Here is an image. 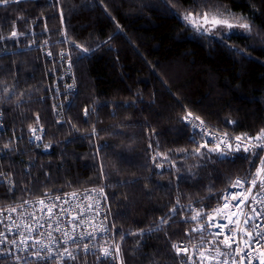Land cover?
Listing matches in <instances>:
<instances>
[{"label":"trees","instance_id":"16d2710c","mask_svg":"<svg viewBox=\"0 0 264 264\" xmlns=\"http://www.w3.org/2000/svg\"><path fill=\"white\" fill-rule=\"evenodd\" d=\"M188 9L230 11L250 27L201 36L183 22ZM0 105V204L105 186L122 264L194 261L173 247L191 241L187 209L217 205L230 178L255 174L260 153L196 155L204 140L184 116L264 130V0H9ZM37 122L46 148L29 143Z\"/></svg>","mask_w":264,"mask_h":264},{"label":"built area","instance_id":"2783aa9c","mask_svg":"<svg viewBox=\"0 0 264 264\" xmlns=\"http://www.w3.org/2000/svg\"><path fill=\"white\" fill-rule=\"evenodd\" d=\"M191 113V115H188ZM197 117L199 119H197ZM203 121V124H201ZM184 122L188 124L196 132H201L205 128L209 135L203 137L199 134L195 135L197 141L199 139L207 140L210 144H214L213 137L222 138L225 133L229 138L236 136L241 137H255V135H241L236 134L228 129L211 124L199 115L187 111L184 116ZM35 129V133L32 131ZM6 133V125L4 121V113L0 105V155L6 151V147L3 145V138ZM29 143L36 149L46 148L45 131L40 122H37L31 129ZM39 135L41 138L37 140L35 137ZM228 151L235 150V141L233 139V148ZM243 151V150H240ZM255 152L260 154L264 153V149L256 148ZM244 152V151H243ZM251 152V151H250ZM249 152V153H250ZM237 179L243 178H230L227 187L220 195L219 202L215 206H200L187 209L183 220L189 224V233L191 235V241H182L179 246L186 247L195 258L196 264H217L227 259L228 264H239L240 255L243 253H234L224 244L219 243L224 239V235L229 234V228H236V233L233 239L236 243H232V249L236 248L237 243L242 249L247 250V245L244 240L247 239V235L244 234L249 228H252L254 224H259L261 228H264V214L260 219H255V213L251 211L249 205L256 208L257 212L264 209V192L256 196L257 202L254 203L252 197L257 194L259 185L257 188L252 189L251 194L247 191L244 195L248 197L247 201L243 204H239V200L244 199V196L239 197L236 201H230V209H224L222 207L223 200L221 197L226 192H237L238 189L232 187ZM250 184H245V189L249 188ZM60 196V200H56V196ZM40 200L45 201V205L56 204L57 207L53 209L55 214L51 219L47 215V208L45 205L39 203ZM239 204V207L234 210L231 209V205ZM67 209V212L61 211V209ZM43 209V210H42ZM203 210L200 219L204 220L205 230L203 232H193L192 229L199 226L198 221H193L191 217L196 215V212ZM219 209V211H213ZM234 211V214H232ZM81 212L84 213L81 216ZM99 212V215L96 213ZM211 214L215 221H219L227 225L224 229V234L216 237L210 233L219 232L220 230L213 227H208V222L205 217ZM222 214H227L231 217V221H238L239 223H232L228 219L220 220ZM247 216H252L253 220L249 221L248 225H244L243 221ZM105 216L107 219L105 220ZM73 217H77L78 220H83L84 223L73 231L72 225L69 223ZM91 218V219H89ZM59 220V224L57 223ZM101 222L108 228L107 232L100 230ZM43 224V227L38 225ZM51 224V227H49ZM60 227V231H55L56 227ZM29 228L33 231L29 232ZM255 229H253V235H255ZM68 232L70 235L65 236L64 233ZM84 232H95V238H87L83 242L73 244L71 242V236L75 235L79 237ZM39 233V234H38ZM244 235L242 240L240 237ZM104 237V238H101ZM6 238V239H5ZM0 264H74L80 257L91 256L99 257L101 260L109 264H122L120 240L117 235L115 223L113 221V214L111 210L110 200L107 194L105 186L100 187H86L80 190H73L66 193H49L38 197H32L23 199L20 201L0 204ZM15 241V243H13ZM68 241V243H63ZM89 246L88 251L84 250V244ZM264 243V241H262ZM119 247L117 252L116 248ZM258 251L252 252L254 259L252 264H258L259 251L264 249L256 246ZM108 248L112 253L111 256H104L103 249ZM217 248L220 252L227 253V256L218 255ZM65 249L72 252L75 255V259H61L58 253L63 254L65 257L67 253ZM40 250L41 257H47L49 250H51L52 259H40L35 253ZM204 253V257H200L199 254ZM233 256L235 260H233ZM244 264H248L245 260Z\"/></svg>","mask_w":264,"mask_h":264},{"label":"snow or ice","instance_id":"6c2138e0","mask_svg":"<svg viewBox=\"0 0 264 264\" xmlns=\"http://www.w3.org/2000/svg\"><path fill=\"white\" fill-rule=\"evenodd\" d=\"M9 3V0H0V6L7 5ZM208 0H203V4L205 7H207ZM183 22H186L198 35L204 36V35H212L213 37L215 36H220L222 39H228L231 35L230 32H224L223 29H232L236 26H239L240 28L244 29H249L250 25L249 23L245 22L244 17H237L230 11H225V10H220V9H209L208 11H194L193 9H188L185 12V15L183 16ZM221 29V31H216V29ZM12 37L17 36L16 31H12L11 33ZM51 55V53H49ZM61 58L64 59L65 57L63 54L61 55ZM88 114V110L85 109V115ZM188 115H191L189 113ZM197 119H199L197 117ZM201 124H203V121H201ZM35 133V129L32 130ZM201 135L203 137H207L209 135L207 129L205 128L201 132H196L194 128V133L193 135ZM37 140H39L41 137L37 135L35 137ZM233 139L235 141V150L240 151L243 150L244 152H250L253 156L257 155V153L254 151L256 148L264 149V130H261L260 133H258L255 137H241V136H236L234 138H229L227 136V133L224 134L222 138L218 137H213V140L217 141L213 144L212 147H209V141H205L202 144H198L196 149L194 150L196 155H200V149L201 148H208L209 151H217L221 153H226L228 150H232L233 148ZM193 144H196L195 139L191 141ZM259 165L260 167L256 168L255 174L250 175L249 177H245L243 179H237L235 183L232 185V187L238 189L237 192H226L221 199L223 200V205L222 207L224 209H230V201H236L239 199V197L244 196V199L239 200V204H243L247 201L248 197L244 195V192L247 191L249 194H251L252 189L257 188V185H259L257 194L252 197V200L254 203L257 202L256 196L260 195L261 192H264V153L259 155ZM250 184V187L245 189V184ZM56 200H60V196H56ZM264 202V201H261ZM39 203L41 205H45L44 200H40ZM239 204H233L231 205V209L234 210L235 208L239 207ZM47 208V215L49 219H51L55 214L53 213V209L57 207L56 204H50V205H45ZM251 208V211L255 213V219H260L261 215L264 214V209H261L260 212L256 211L255 207H252V205H249ZM43 210V209H42ZM61 211L67 212V209H61ZM202 209L196 212V215H193L191 219L193 221H198L199 226L196 228H193V232H203L205 230L204 227V220L200 219ZM213 211H219V209H215ZM173 214L176 213V209H172ZM99 215V212L96 213ZM234 214V211L233 213ZM81 216L84 215L83 212L80 214ZM91 219V218H89ZM107 217L105 216V220ZM205 219L208 222V227H213L217 228L220 231L219 232H213L210 233L213 236H220L224 234V229L227 227L226 224L221 223L219 221H215V218L211 215L208 214ZM228 219L232 223H239L238 221H231V217L227 214H222L220 216V220ZM78 218L73 217L72 220L69 221V223L73 227V231L75 228L79 227L84 223L83 220H79L77 222ZM253 220L252 216H247L243 221L244 225H248L249 221ZM57 223L59 224V220H57ZM38 227H43V224L38 225ZM49 227H51V224H49ZM100 227V230L102 232H107L108 228L103 225V222H101V225L98 226ZM253 229H255V235H253ZM33 231L32 228H29V232ZM55 231H60V227H56ZM229 234L224 235V239L222 241H219V243L224 244L226 247H228L232 252L234 253H243L240 255V262L239 264H244V261L246 260L248 264H252L254 259H257V257H253L252 252L258 251L256 246H259V248L264 249V228H261L259 224H254L252 228H249L245 231L244 234L247 235V239L244 240V243L247 245V250L242 249L240 245L237 243L236 248L232 249V243H236V241L233 239V236L236 233V228H229L228 229ZM39 234V233H38ZM65 236H69L70 234L68 232L64 233ZM96 233L95 232H84L81 234L79 237L72 235L71 236V242L73 244H78L80 242H83L87 238H95ZM104 238V237H101ZM242 240L244 239V235L242 234L240 237ZM6 239V238H5ZM0 243H3L2 240H0ZM15 243V241H13ZM63 243H68V241H63ZM173 247L176 249L177 254H180L181 252L187 253V248L182 247L179 245H173ZM89 249V246L87 243L84 244V250L87 252ZM117 252L119 251V247L117 246L116 248ZM104 256H111L112 253L109 251L108 248H104L103 250ZM217 254L218 255H224L227 256V253L220 252V250L217 248ZM65 252L67 253V256L65 257L63 254L58 253L59 257L61 259H75V255L65 249ZM35 255L39 257L40 259H52V254L51 250H49V255L47 257H41L40 256V250H38ZM200 257H204V253L199 254ZM233 260H235V257L233 256ZM189 261H191V264H196L195 261H192V258L189 257ZM189 261H184L183 264H189ZM217 264H221V262H217ZM222 264H228L227 259H225ZM258 264H264V251H259V259H258Z\"/></svg>","mask_w":264,"mask_h":264},{"label":"rangeland","instance_id":"374dc122","mask_svg":"<svg viewBox=\"0 0 264 264\" xmlns=\"http://www.w3.org/2000/svg\"><path fill=\"white\" fill-rule=\"evenodd\" d=\"M240 30H241V28L239 26H236V27H234V28H232L230 30L229 29H226V28L223 29L224 32H230V33L239 32ZM216 31L219 32V31H221V29L218 28V29H216Z\"/></svg>","mask_w":264,"mask_h":264}]
</instances>
